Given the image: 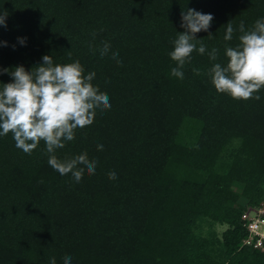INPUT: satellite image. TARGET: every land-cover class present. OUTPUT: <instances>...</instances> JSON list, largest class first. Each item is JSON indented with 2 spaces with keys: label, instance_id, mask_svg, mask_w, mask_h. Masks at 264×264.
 <instances>
[{
  "label": "trees",
  "instance_id": "trees-1",
  "mask_svg": "<svg viewBox=\"0 0 264 264\" xmlns=\"http://www.w3.org/2000/svg\"><path fill=\"white\" fill-rule=\"evenodd\" d=\"M189 8L214 20L197 34L206 53L194 51L179 79L169 53ZM2 12L0 69L79 60L111 107L56 151L97 161L79 183L49 166L43 141L27 154L0 136V264H264V251L243 247L242 220L264 205V88L236 100L209 75L239 45L240 22L264 19V0H0Z\"/></svg>",
  "mask_w": 264,
  "mask_h": 264
},
{
  "label": "clouds",
  "instance_id": "clouds-1",
  "mask_svg": "<svg viewBox=\"0 0 264 264\" xmlns=\"http://www.w3.org/2000/svg\"><path fill=\"white\" fill-rule=\"evenodd\" d=\"M7 16V12L0 13V25L7 26ZM213 20V15L195 9L182 11L181 27L185 31L179 33L173 42V51L169 53L176 63V67L171 69L172 76L183 79V69L186 63L191 62L192 53H206L203 39H197V34L208 32ZM224 27V40L231 41L234 33L232 22ZM239 32V45L225 49L227 65L215 63L209 75L217 92L228 94L236 100H249L264 88V19H258L248 30L241 21ZM211 37L213 35L209 34L208 38ZM19 42L24 45L25 39L19 38ZM4 46H7L6 42ZM109 49L110 45L105 42L100 50L101 55H107ZM218 51L212 48L208 53L212 61L217 59ZM118 55L113 53L112 59L122 65ZM42 61L43 64L31 72L23 66L13 70L0 69V74L7 72L12 77V82L0 84V136L11 133L15 146L27 154L36 150L43 141L49 166L62 176L71 173L79 183L85 172L95 174L97 161L89 160L86 152L61 160L56 151L75 139L77 129L94 122L97 109L111 107L109 97L93 85L96 73L85 75L79 60L54 64L52 56L45 55ZM194 72L199 74L198 69H194ZM254 98L260 100L259 95ZM97 148L103 151L102 144ZM108 178L116 180L115 171L109 172ZM71 261V256L63 257V264H71ZM50 264H57L55 257L51 258Z\"/></svg>",
  "mask_w": 264,
  "mask_h": 264
},
{
  "label": "built area",
  "instance_id": "built-area-1",
  "mask_svg": "<svg viewBox=\"0 0 264 264\" xmlns=\"http://www.w3.org/2000/svg\"><path fill=\"white\" fill-rule=\"evenodd\" d=\"M242 220L248 236L243 240V247L264 251V205L254 207L243 214Z\"/></svg>",
  "mask_w": 264,
  "mask_h": 264
},
{
  "label": "rangeland",
  "instance_id": "rangeland-1",
  "mask_svg": "<svg viewBox=\"0 0 264 264\" xmlns=\"http://www.w3.org/2000/svg\"><path fill=\"white\" fill-rule=\"evenodd\" d=\"M234 190L241 192V186H239V184H235L234 186ZM242 203H246V201L242 202ZM226 227L225 226H217V231H219L220 233L225 231Z\"/></svg>",
  "mask_w": 264,
  "mask_h": 264
}]
</instances>
